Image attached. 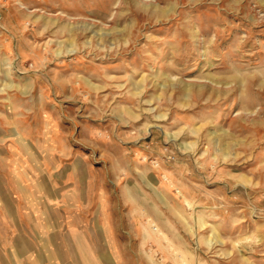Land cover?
Masks as SVG:
<instances>
[{
    "label": "rangeland",
    "instance_id": "374dc122",
    "mask_svg": "<svg viewBox=\"0 0 264 264\" xmlns=\"http://www.w3.org/2000/svg\"><path fill=\"white\" fill-rule=\"evenodd\" d=\"M17 157L103 187L131 264H264V0H0L1 264Z\"/></svg>",
    "mask_w": 264,
    "mask_h": 264
},
{
    "label": "crops",
    "instance_id": "0c3cea01",
    "mask_svg": "<svg viewBox=\"0 0 264 264\" xmlns=\"http://www.w3.org/2000/svg\"><path fill=\"white\" fill-rule=\"evenodd\" d=\"M63 162L54 160L56 171L49 173L31 157L15 161L11 185L4 186L26 231L14 237L22 242L13 250L15 264H131L105 189L83 187L76 168Z\"/></svg>",
    "mask_w": 264,
    "mask_h": 264
}]
</instances>
